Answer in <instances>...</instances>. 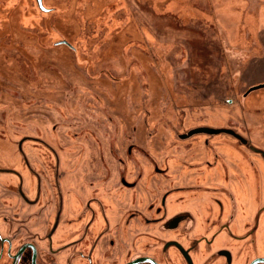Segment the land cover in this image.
I'll return each mask as SVG.
<instances>
[{
    "label": "flooded vegetation",
    "instance_id": "flooded-vegetation-1",
    "mask_svg": "<svg viewBox=\"0 0 264 264\" xmlns=\"http://www.w3.org/2000/svg\"><path fill=\"white\" fill-rule=\"evenodd\" d=\"M219 1L141 0L144 51L168 47L176 64L175 51H194L193 66L217 52V80L232 81L217 100L210 86L182 108L164 75L158 90L138 75L151 66L139 49L124 60L126 44L110 38L118 28L91 58L96 36L71 18L76 0L64 10L0 0V264H264V0L226 4L240 10L234 26ZM108 2L90 0L81 14L89 21L113 10ZM181 4L192 10L171 13ZM53 48L71 57L79 86L63 91L47 76ZM24 77L39 87L22 105Z\"/></svg>",
    "mask_w": 264,
    "mask_h": 264
},
{
    "label": "rangeland",
    "instance_id": "rangeland-1",
    "mask_svg": "<svg viewBox=\"0 0 264 264\" xmlns=\"http://www.w3.org/2000/svg\"><path fill=\"white\" fill-rule=\"evenodd\" d=\"M54 1H55L56 5L58 6V8H61L62 10H64L63 5L68 4V2H66L68 0H54ZM63 1H65V2H63ZM70 1L73 2L74 0H70ZM76 1H77L76 5H74L75 11L72 9L71 18H74V16H75L80 21L79 28L84 33V35L96 36V38H94L93 41L90 42V45L86 46L87 47L86 51H88L90 53H94V55L91 57L92 59H94V61H95L96 53L100 51V48H103L104 42L106 41L105 43H107V41H108L104 38H107L109 34L114 33L115 28H118L119 30L118 29L117 30L119 32L122 31L121 32L122 34H119L118 36H116L114 34V35H111L110 38H111L112 44L113 43L117 44L116 45L117 48L121 47V46H118V45H121V43L123 45L126 44L125 45L126 51L125 50H124V52L121 51V52L125 53V56H123L124 60L125 61L129 60L130 59L129 56L133 57V59L135 58V55H133L130 51V47H132V49L134 51L139 49L140 55L142 56L140 58L142 60H143V58H144V60H148V62L151 64V66L139 68V70L137 71V72H139L138 75L143 76L144 78L148 77L150 83H152V82L156 83L154 85V88L156 90H158V86H159L158 82L163 78L162 75H164L166 77V79L170 82L171 88L173 86L174 90L179 93L178 101H179L182 108H184L187 105L192 104L194 102L200 101V97H201L200 95L201 94H203V96H206L207 92L209 91L206 89V87L212 86V89H213L212 92H214V95H216V96H213L212 100H217L219 97L226 95L228 93V91H230V88L232 86L231 80H227V79L217 80L218 67H219V64L221 65V63L217 60V54H218L217 52L210 51L212 54L209 55V58L207 60H203L202 57H200V60L195 63V66H193V64L191 63V59L193 56L196 55L194 51H190V52H186L183 50L175 51V52H177L176 55H179L180 64L179 63L176 64V59L174 56L171 55V50H168V47H162L163 50L154 51L156 58L152 56L151 51H149V50H147V52L144 51L146 48L142 45V41L140 42L139 40H140L141 33H143V28H142L143 24L141 21H142V18L145 17L146 8H145V6H141V0H133V2H131L130 0H109V2L104 7L109 5L110 8H112L113 10L109 9L106 13L101 12L100 14L98 12L96 14V16L94 15L93 18H91V20H89V21H87V18L84 17L83 14H81L80 10L82 8H84L89 3L90 0H76ZM221 1H219V2L221 3L222 7L224 9H226L228 11V13H231L230 16L234 19L232 21L231 25L234 26V25L239 24V22L236 21L237 18H236L235 13H240V10H238L237 8L232 9V10L230 8L229 9L226 8L227 7L226 4L230 5V1H232V4H237L236 0H221ZM99 5H100V3L96 2L95 6L93 8L91 6L88 7V12L91 11V13L93 14L99 8ZM196 6H199L200 8H202L205 11V7H202L200 5V3L197 4ZM180 7H181V9L172 8L171 13H176L177 11H181L183 9L192 10V6H188L186 4H181ZM120 8H123V10H122L123 13H120L122 11L118 12L117 14L114 13V10L118 11ZM168 8L169 7H166V6L159 8L160 9L159 13H165ZM143 11H145V14H143ZM183 11L187 12V10H183ZM124 12H125V14H124ZM68 20H69V18H68ZM88 22L94 24V27L89 26ZM128 23H131L136 27L132 31H136V29H138V32L135 36H128V34H126V32L131 31L130 26H128L130 24H128ZM243 23H245L244 19H243ZM26 24L29 25L30 23L26 22ZM103 24H105L107 29L103 31L104 33L102 32L103 33V37H102L100 35V29H102ZM2 27H4V25L1 26V22H0V28H2ZM126 27L128 29L126 31H123ZM174 27H176V26H174ZM6 28L7 27L5 26V31H6ZM22 28H24V27H22ZM121 29H123V30H121ZM139 32H140V35H139ZM241 33H240V35L243 38L244 33L243 32H241ZM233 43H237V42L234 40ZM131 45H133V46H131ZM230 45L238 46L235 44H230ZM46 53L50 56V60L53 63V67L50 68L51 69V75H47V76L50 77L54 82L56 81L55 82L56 87L59 86L58 88L63 89V91L66 87V91H69L68 86L70 83L73 82L72 87L79 86V85H77L78 79L74 78V77H77L78 75L74 74L75 69H71V66H72V64L70 63L71 57L68 54H66L64 51H58V50H55L54 48L52 50L47 51ZM246 54H247L246 52L238 50V49H233L231 52V56L233 58H237L238 61L244 60L246 57ZM47 60H49V58H47ZM74 61H76V62H74ZM94 61L91 64H84V63H81L79 61L78 55H75L73 58V63L79 64V65H93V64H95ZM114 62H115V59H111L110 61H107L105 64L109 65V64L114 63ZM159 63H161V64L159 65ZM203 66H206V69L209 70V72H207L206 74H205V69L203 68ZM221 69H222V67H221ZM35 72L39 76H43L46 73L45 69L41 65L36 67ZM57 73H58V75H57ZM194 73H195V77L198 80H195V78L193 77ZM63 74H64V80L61 83H59L58 81L60 80V77H63ZM204 75H206V76H204ZM26 77H28V76H26ZM70 80L72 82H70ZM177 82H179L180 84L178 85ZM22 83L23 84L21 85V87H19V89H21V90L19 92L20 96L17 97L18 98L17 102L18 103L23 102L22 105H25V102H24V101H26L25 98L30 97V93L28 92V90H27L28 93L25 92L26 88L29 89V87H30L32 89V87L35 85H37L36 87H39V83L36 82V84H34L35 82L33 83L32 81H29V80H27V78H25V80L22 81ZM25 84H26V86H25ZM42 86L47 87V86H49V83H43ZM22 92L25 94L22 96L23 98L21 97ZM203 98H205V97H203ZM170 106H173V104ZM0 107H2V104H0ZM37 107L39 108L40 105ZM55 107H56V110H58V104L55 103ZM83 107L84 106L78 107L77 110L74 108L71 109L72 110L71 115H77L78 116V117H74V118L72 117L73 121H75L77 119L81 120L80 117H84L82 112H81L82 111L81 109ZM228 110H230L231 112H235V113L239 112L236 105L228 107ZM60 111H63V109L61 107H60ZM11 119H12V117H11ZM18 119L22 123L24 122L20 118H18ZM228 121L230 122V119H228ZM29 122H32V121H29ZM58 123L63 124V120L58 118ZM69 124H71V123L69 122ZM74 130H76V129H74ZM3 135H6V131L2 127H0V138Z\"/></svg>",
    "mask_w": 264,
    "mask_h": 264
}]
</instances>
